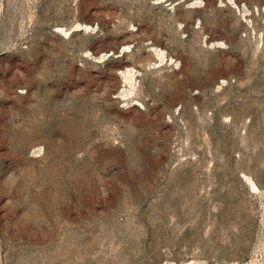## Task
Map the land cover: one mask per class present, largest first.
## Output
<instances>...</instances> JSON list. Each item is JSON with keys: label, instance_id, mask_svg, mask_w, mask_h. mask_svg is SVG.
<instances>
[{"label": "rangeland", "instance_id": "rangeland-1", "mask_svg": "<svg viewBox=\"0 0 264 264\" xmlns=\"http://www.w3.org/2000/svg\"><path fill=\"white\" fill-rule=\"evenodd\" d=\"M0 264H264V0H0Z\"/></svg>", "mask_w": 264, "mask_h": 264}]
</instances>
